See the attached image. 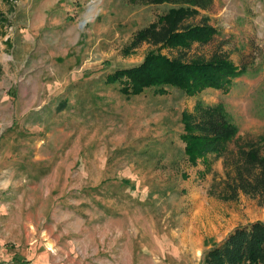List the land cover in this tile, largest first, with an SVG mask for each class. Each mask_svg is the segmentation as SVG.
I'll return each mask as SVG.
<instances>
[{
    "label": "rangeland",
    "instance_id": "1",
    "mask_svg": "<svg viewBox=\"0 0 264 264\" xmlns=\"http://www.w3.org/2000/svg\"><path fill=\"white\" fill-rule=\"evenodd\" d=\"M173 6L0 0V264H201L233 228L264 221V197L223 199L224 157L192 163L181 138L198 102L222 103L238 131L228 150L252 141L264 156V0L198 8L184 24L214 27L207 43L126 48ZM158 48L246 72L193 94L105 82Z\"/></svg>",
    "mask_w": 264,
    "mask_h": 264
},
{
    "label": "trees",
    "instance_id": "2",
    "mask_svg": "<svg viewBox=\"0 0 264 264\" xmlns=\"http://www.w3.org/2000/svg\"><path fill=\"white\" fill-rule=\"evenodd\" d=\"M131 4L169 3L175 6L159 15L148 25L136 30L127 49L147 42L160 48L184 49L193 42L207 43L215 28L209 24L185 25L184 20L195 15L198 8H206L211 0H126ZM150 51L137 66L117 68L105 76L108 84H119L126 96L137 95L146 88L165 94L166 87H177L193 94L212 86L222 87L234 77L246 72L227 56L214 55L208 60L170 57ZM264 109V107H263ZM184 151L190 162L209 153L224 157L226 171L222 197L236 199L239 193L264 197V156L256 142H243L228 150L229 142L237 135V126L222 103L213 105L198 102L195 113L184 114ZM201 264H264V221L256 220L238 225L218 243L208 248Z\"/></svg>",
    "mask_w": 264,
    "mask_h": 264
},
{
    "label": "crops",
    "instance_id": "3",
    "mask_svg": "<svg viewBox=\"0 0 264 264\" xmlns=\"http://www.w3.org/2000/svg\"><path fill=\"white\" fill-rule=\"evenodd\" d=\"M122 261H126L123 257ZM162 264L161 260L154 255H138L136 257H132L130 260V264Z\"/></svg>",
    "mask_w": 264,
    "mask_h": 264
}]
</instances>
